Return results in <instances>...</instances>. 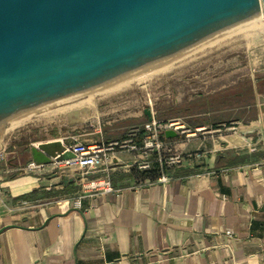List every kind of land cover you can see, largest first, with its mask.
I'll use <instances>...</instances> for the list:
<instances>
[{
	"label": "crops",
	"instance_id": "obj_1",
	"mask_svg": "<svg viewBox=\"0 0 264 264\" xmlns=\"http://www.w3.org/2000/svg\"><path fill=\"white\" fill-rule=\"evenodd\" d=\"M253 113L248 122L214 129L210 139H170L200 158L153 185L135 166L139 153L126 150L88 174L55 160L27 168L32 146L95 142L85 134L52 131L9 153L1 140L0 229L10 227L0 233V264H264V153L247 148L262 129L264 98ZM106 179L114 192L86 194L74 207L81 184ZM23 196L31 197L18 200Z\"/></svg>",
	"mask_w": 264,
	"mask_h": 264
},
{
	"label": "water",
	"instance_id": "obj_2",
	"mask_svg": "<svg viewBox=\"0 0 264 264\" xmlns=\"http://www.w3.org/2000/svg\"><path fill=\"white\" fill-rule=\"evenodd\" d=\"M262 14L264 0H0V130L144 80L262 25ZM30 157L74 155L52 141Z\"/></svg>",
	"mask_w": 264,
	"mask_h": 264
},
{
	"label": "rangeland",
	"instance_id": "obj_3",
	"mask_svg": "<svg viewBox=\"0 0 264 264\" xmlns=\"http://www.w3.org/2000/svg\"><path fill=\"white\" fill-rule=\"evenodd\" d=\"M257 33L259 36L249 37ZM197 55L127 87L93 97L92 101L89 99V102L20 123L1 137L10 146L5 152L23 150L30 142L50 136L52 131H60L62 135L85 134L97 143L103 142L101 136L104 139L121 134L133 137L136 127L148 122L144 109H150L154 119L172 108L188 109L197 114L188 117L183 112L185 116L177 119L187 126L190 120H204L203 127L207 130L213 129L217 118L220 119L218 126L225 124L227 128L232 127L230 123L237 117H241L242 123L251 119L254 113L247 107L256 104L260 89L264 91V23L255 33L242 35ZM249 83L254 91L252 99L246 93ZM235 93H243L241 100L211 106L220 102L224 95ZM92 102H95L93 108L89 107L85 114L72 112ZM207 132L197 138L210 139L213 134Z\"/></svg>",
	"mask_w": 264,
	"mask_h": 264
},
{
	"label": "built area",
	"instance_id": "obj_4",
	"mask_svg": "<svg viewBox=\"0 0 264 264\" xmlns=\"http://www.w3.org/2000/svg\"><path fill=\"white\" fill-rule=\"evenodd\" d=\"M261 123L262 129L256 134V137L249 139L250 142L247 145V148L251 152H255L258 149H261L264 153V113L260 116L259 120ZM225 129V124L220 125L217 129ZM172 130L177 133V137H184L187 141L189 139L197 138V135L205 136L204 131H209L207 134L212 135L214 129L207 130L206 127H195L191 128L187 125L180 122L178 119H172L164 123L157 122L154 117L152 121H148L146 124H143V137L141 140V145L138 146L133 141L137 136L139 130L134 131L133 137H128L125 140L115 141L111 143H84L76 142L68 145H63L66 151L71 152L74 155L73 159L62 161L66 167H76L88 174L90 171H93L100 167L104 160L108 157L109 154H112L117 151H130L139 153V161L136 162L135 166L139 171H145L150 169L153 162L158 163L161 167L166 168L169 173H162L156 181L150 182L149 185L160 184L169 182L172 179V174L175 169H178L183 166L185 161L194 160L200 158L197 153H183L175 149L170 144V139L164 137V132ZM206 138V137H204ZM4 155L0 153V160H3ZM264 165V157L262 163ZM36 165L30 163L27 165L28 169H34ZM114 192L113 188L110 185V182L106 180L102 181H86L81 184V195L78 196L74 202V207L76 209L81 208L82 197L86 194L94 193H111ZM0 203L5 206V203L2 200V192L0 189ZM21 207L26 209H32L36 206L27 202H21ZM226 236L232 238L233 235L230 231H227Z\"/></svg>",
	"mask_w": 264,
	"mask_h": 264
},
{
	"label": "trees",
	"instance_id": "obj_5",
	"mask_svg": "<svg viewBox=\"0 0 264 264\" xmlns=\"http://www.w3.org/2000/svg\"><path fill=\"white\" fill-rule=\"evenodd\" d=\"M246 93L248 94V97H250L251 99L254 98L253 97L254 96L253 86L250 83L248 84V88L246 87ZM242 95H243V93H240V94H236L235 93V94H231V95H224V97L220 98V102L216 101V103L211 105V106L215 107V106L227 104L228 102L241 100V98H242L241 96ZM263 98H264V91H262L260 89V91H258V93L256 95V99L255 100L263 99ZM254 105H255V103H253L252 106L247 107V109H249V112L253 111ZM183 112H185L188 117L195 116L197 114V113H193L192 111H190L188 109L172 108V109L166 111L165 113H162L161 115H160V113H159V115H156L155 120L157 122L164 123V122L172 120V119H177V118L182 117V116L184 117L185 115H183ZM162 117H164V118H162ZM237 118H236V121L237 120H241V117H237ZM218 121H220V119H218V118L215 119V122L213 123V126H212L213 129H216L217 126L220 124V123H218ZM205 124H206V121H204V120L194 119V120L188 121V126L191 127V128L203 127ZM136 128L139 130V132H138L137 136L135 137V139L133 141L135 142L136 145L140 146L141 145V140H142V137H143V134H144L143 125L140 124ZM125 139H127V138H123L122 140H125ZM112 140H113V138H106L105 142H106V144L111 143V142H115V141H112ZM139 172H141V174L143 176H146V175L150 176V181L151 182L156 181L157 178L162 173H164V172L169 173V171L166 168L161 167L156 162L152 163L150 169L145 170V171H139ZM32 195H33V193H32ZM30 197L23 196V197H20L18 200H28V199H30Z\"/></svg>",
	"mask_w": 264,
	"mask_h": 264
},
{
	"label": "bare ground",
	"instance_id": "obj_6",
	"mask_svg": "<svg viewBox=\"0 0 264 264\" xmlns=\"http://www.w3.org/2000/svg\"><path fill=\"white\" fill-rule=\"evenodd\" d=\"M261 16V20L262 19H264V15L262 14V15H260ZM262 23H264L263 22V20H262ZM261 26V25H260ZM260 26H258V27H255V28H253V29H251V30H249V31H247V32H245V33H243V34H240V35H238V36H236V37H234V38H232V39H230V40H233V39H236V38H238V37H242V35H248V34H251V33H255V32H257V31H259L260 30ZM257 36H259V34L257 33V34H254V35H252V36H249V37H257ZM249 37H247V38H249ZM245 39V38H244ZM230 40H228V41H230ZM254 40V39H253ZM228 41H225V43L226 42H228ZM243 41V40H242ZM224 43V42H223ZM223 43H221V44H223ZM221 44H219V45H221ZM235 44H236V42H235ZM219 45H217V46H219ZM217 46H215V47H217ZM229 46V45H228ZM212 48H214V47H212ZM212 48H210V49H208V50H206V51H204V52H207V51H209V50H211ZM224 48V47H223ZM225 49V48H224ZM218 50H220V49H218ZM217 50V51H218ZM201 54H203V52L201 53ZM200 55V54H199ZM198 56V55H197ZM205 56V55H204ZM194 57H196V56H194ZM203 57V56H202ZM193 58V57H192ZM191 59V58H190ZM129 86V85H128ZM125 87H127V86H125ZM122 88H124V87H122ZM122 88H119V89H122ZM119 89H116L115 91H117V90H119ZM110 93V92H109ZM107 95V94H106ZM103 96V95H102ZM91 99V98H90ZM89 100V99H88ZM85 100V101H82V102H79V103H76V104H73V105H77V104H81V103H84V102H89V101H92V100H94V99H91V100ZM94 104H95V102H92V103H89V104H87V105H85V106H82L81 108H79V109H77V111H72V112H78V111H80V112H82L83 111V113L85 114L86 113V111L88 110V108L89 107H92V106H94ZM73 105H71V106H73ZM70 107V106H69ZM93 108V107H92ZM90 110V109H89ZM86 117V116H85ZM20 124V123H19ZM19 124H16V125H13V126H11V127H8V128H5V129H1L0 130V136L2 137L3 136V134L5 133V132H7L8 130H10L11 128H13V127H15V126H17V125H19ZM1 144V143H0Z\"/></svg>",
	"mask_w": 264,
	"mask_h": 264
}]
</instances>
